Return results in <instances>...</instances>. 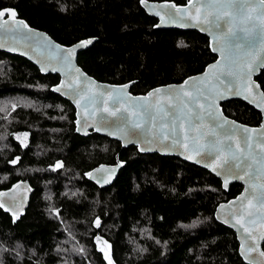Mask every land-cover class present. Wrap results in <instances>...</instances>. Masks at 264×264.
Returning <instances> with one entry per match:
<instances>
[{
    "label": "trees",
    "instance_id": "obj_1",
    "mask_svg": "<svg viewBox=\"0 0 264 264\" xmlns=\"http://www.w3.org/2000/svg\"><path fill=\"white\" fill-rule=\"evenodd\" d=\"M3 7L60 43L94 38L78 52V65L100 81L133 80V93L179 82L215 57L196 30L154 27L156 19L139 0H0ZM255 78L264 92V68ZM57 80L23 57L0 52V98L10 102L9 120L0 119V191L21 179L32 189L17 214L0 206V264H59L56 248L67 227L85 245L69 264H246L234 232L213 216L216 204L239 192L240 184L223 190L209 171L176 156L121 148L95 132L75 133L73 106L50 90ZM221 107L240 122L260 121L240 99ZM17 132L27 133L26 142ZM116 154L122 167L110 185L87 179L89 169L113 163ZM96 237L108 243L110 261Z\"/></svg>",
    "mask_w": 264,
    "mask_h": 264
},
{
    "label": "water",
    "instance_id": "obj_2",
    "mask_svg": "<svg viewBox=\"0 0 264 264\" xmlns=\"http://www.w3.org/2000/svg\"><path fill=\"white\" fill-rule=\"evenodd\" d=\"M173 4L176 7H172ZM139 5L156 19L154 27L196 30L205 35L215 57L201 71L179 82L133 93L130 90L133 80L100 81L78 65V52L89 47L94 38L60 43L46 31L29 25L12 7L0 8H10L15 13V17L0 28V52L27 59L41 74L58 75L50 90L73 106L75 133L95 132L117 140L121 148L132 145L140 153L176 156L209 171L219 179L223 190H228L232 183L240 184L239 192L216 204L213 216L234 232L238 255L246 264H264V95H261L264 92L255 78L264 68V63L260 62L264 59V32L258 18L264 13V5L258 0H250L243 10H239V4L208 6L207 0L199 3L193 0L192 4L188 0L183 3L173 0L141 3L139 0ZM221 12L231 14L230 27L234 33L226 38L223 52L213 50L220 47L215 34L227 31L228 26L224 25V20L220 21L221 29L208 23ZM11 15L6 14L5 19ZM16 20L24 21L27 28L17 25ZM247 30L255 33L250 45L252 54H247ZM82 41L91 43L76 47ZM236 43L245 46L237 50ZM69 49L74 51L69 54ZM209 65L214 67L209 68ZM191 77L197 79L190 80ZM156 89L160 91H154ZM149 92L153 93L150 97ZM228 99H240L252 106L260 113L259 123L250 125L226 115L221 103ZM213 141L218 150L209 154V144ZM237 163L241 167H235ZM121 167L116 154L113 163L95 165L86 177L93 184L106 187ZM31 193L29 181L18 180L0 191V204L17 214L27 206Z\"/></svg>",
    "mask_w": 264,
    "mask_h": 264
},
{
    "label": "snow or ice",
    "instance_id": "obj_3",
    "mask_svg": "<svg viewBox=\"0 0 264 264\" xmlns=\"http://www.w3.org/2000/svg\"><path fill=\"white\" fill-rule=\"evenodd\" d=\"M144 2H145V0H141V3H144ZM199 2H200V0H197V3H199ZM258 2H259V4L264 5V0H258ZM188 3L192 4L193 0H188ZM207 3H208V6H217V7H220V6H223V7H234V6H236V4H239V10H243L246 6H248V4L250 3V0H207ZM171 6L172 7H176L175 4H173ZM197 11H199V9H197ZM9 13H11L12 15L8 19H5L6 14H9ZM226 16L229 17V19H225ZM230 16H231L230 13L221 12V13L215 15L213 20L208 21L209 24L214 25L215 28H217V29H221V27H222L221 23H220L221 20H224V25L228 26L227 27V31H221L218 34H215L216 43L220 47L219 48H214L213 49L214 51L219 50V51L223 52L224 51V47L226 46V44H225L226 38L234 35L233 30L230 27ZM14 17H15V13H14L13 9H10V8L0 9V28L4 27V25L9 22V19H13ZM258 18L261 19V31L264 32V13H262L261 17H258ZM248 19H251V17L249 16ZM16 24L17 25H23L25 28H27V25L22 20H16ZM254 39H255V33H253L251 30L245 31V40L249 44V51H248L247 54H252L250 45H251V42L254 41ZM88 43H91V41H82L81 44L77 45L76 47H80V46L86 45ZM244 46L245 45H242L240 43H236L234 45V47L237 50L241 49ZM73 51H74V49H69L68 50L69 54H71ZM260 62L264 63V59H261ZM217 63H219V61ZM212 67H214V66L213 65H209V68H212ZM232 74L233 73H229V75H232ZM205 75H207V70H206ZM189 79L190 80H195L197 78L196 77H191ZM184 83H185V85H187L189 83V81L186 80ZM123 87L127 88V85H124ZM181 87H183V86H181ZM154 91L159 92L160 89H156ZM152 95H153L152 92L148 93L149 97L152 96ZM185 95H190V93H185ZM261 95H264V93H261ZM138 99H146V98H138ZM143 110L147 111V109H143ZM0 111H2V109H0ZM112 114L114 115L115 113L113 112ZM137 127H139V125H137ZM262 128H264V125H262ZM213 150H218L215 141L210 142V144H209V154ZM12 163H16V161L14 160V161H12ZM59 166H60V164L58 162L57 163V167H59ZM235 167H241V165L239 163H237L235 165ZM237 199H240V198H237ZM0 206H2V205H0ZM97 239H99V237ZM262 255H264V253H262Z\"/></svg>",
    "mask_w": 264,
    "mask_h": 264
},
{
    "label": "rangeland",
    "instance_id": "obj_4",
    "mask_svg": "<svg viewBox=\"0 0 264 264\" xmlns=\"http://www.w3.org/2000/svg\"><path fill=\"white\" fill-rule=\"evenodd\" d=\"M25 104H29L31 106H36V104L32 101L22 99L21 100ZM10 104L9 101H7V98H0V119L5 118L6 120H9L7 118V110L5 108ZM9 112V111H8ZM26 134V135H25ZM17 139L21 142L24 143L26 142L27 139V133L26 132H17L16 134ZM3 141V136L0 135V142ZM47 190V188H45ZM66 191H70V189L65 187ZM46 196L48 195L46 192L44 193ZM70 229V227H67ZM67 228L65 230V234L63 233V237L59 240L58 246L56 248L57 253L60 256V261L59 264H69V261L72 259L73 256H77V254L85 251V245L82 241V238H80L78 235L79 233L74 230L70 229L67 231ZM94 240L96 247L100 250L102 255L105 257L107 261H110V256H109V245L108 243L102 238L99 237V239ZM106 242V243H105ZM3 247L0 244V253L2 252ZM107 257V258H106Z\"/></svg>",
    "mask_w": 264,
    "mask_h": 264
}]
</instances>
